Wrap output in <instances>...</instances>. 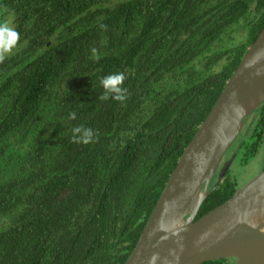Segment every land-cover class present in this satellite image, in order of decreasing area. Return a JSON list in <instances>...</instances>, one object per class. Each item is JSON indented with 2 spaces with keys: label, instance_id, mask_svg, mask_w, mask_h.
I'll return each mask as SVG.
<instances>
[{
  "label": "trees",
  "instance_id": "obj_1",
  "mask_svg": "<svg viewBox=\"0 0 264 264\" xmlns=\"http://www.w3.org/2000/svg\"><path fill=\"white\" fill-rule=\"evenodd\" d=\"M0 20L21 34L0 63V264H125L264 0H0ZM116 72L127 100H99ZM236 142L242 165L264 149V102ZM239 188L233 168L196 219Z\"/></svg>",
  "mask_w": 264,
  "mask_h": 264
},
{
  "label": "water",
  "instance_id": "obj_2",
  "mask_svg": "<svg viewBox=\"0 0 264 264\" xmlns=\"http://www.w3.org/2000/svg\"><path fill=\"white\" fill-rule=\"evenodd\" d=\"M263 102L264 27L185 148L125 264H264V170L196 219L231 164L211 187L224 156Z\"/></svg>",
  "mask_w": 264,
  "mask_h": 264
},
{
  "label": "clouds",
  "instance_id": "obj_3",
  "mask_svg": "<svg viewBox=\"0 0 264 264\" xmlns=\"http://www.w3.org/2000/svg\"><path fill=\"white\" fill-rule=\"evenodd\" d=\"M106 25H101V28H106ZM21 40L20 32L7 21L0 20V63L12 54L13 50L18 46ZM94 58L96 57L97 49H91ZM127 75L124 72L110 73L100 77V84L103 88V93L98 97L101 101H106L112 98L118 102H124L128 98V89L124 87ZM70 118L75 119V113H70ZM72 143L87 145L96 142L98 132L91 127L84 125L75 126L72 128ZM156 256L152 257L155 260Z\"/></svg>",
  "mask_w": 264,
  "mask_h": 264
},
{
  "label": "rangeland",
  "instance_id": "obj_4",
  "mask_svg": "<svg viewBox=\"0 0 264 264\" xmlns=\"http://www.w3.org/2000/svg\"><path fill=\"white\" fill-rule=\"evenodd\" d=\"M227 153L225 157L229 155V154L227 155ZM263 166H264V149H262L255 158H252L249 164L247 165H242L239 162H237V165L234 168L240 186L244 185L250 179L254 178L257 174H259L262 171Z\"/></svg>",
  "mask_w": 264,
  "mask_h": 264
},
{
  "label": "flooded vegetation",
  "instance_id": "obj_5",
  "mask_svg": "<svg viewBox=\"0 0 264 264\" xmlns=\"http://www.w3.org/2000/svg\"><path fill=\"white\" fill-rule=\"evenodd\" d=\"M244 128V127H243ZM243 130V129H242ZM240 135V134H239ZM239 142H234L233 143V145L230 147V149L227 151L228 153H227V157H225L224 156V158H223V162H222V164L220 165V167H219V169L217 170V172H216V175L215 176H218L219 177V173L222 171V169L224 168V163L225 162H230L231 161V164L229 165V167H228V169H227V171L225 172V174H224V176L226 175V173L229 171V170H231V169H233L236 165H237V162H238V160H237V156H238V154H239ZM256 157V156H255ZM254 157V158H255ZM247 164H249V163H247ZM247 164H245V165H247ZM262 170H264L263 168H262ZM215 178V177H214ZM251 180V179H250ZM213 183V182H212ZM211 183V184H212Z\"/></svg>",
  "mask_w": 264,
  "mask_h": 264
}]
</instances>
